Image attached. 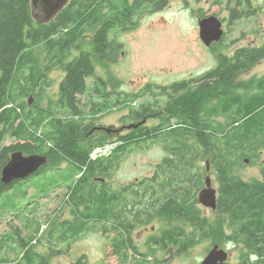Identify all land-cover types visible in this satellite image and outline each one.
Returning a JSON list of instances; mask_svg holds the SVG:
<instances>
[{
	"label": "trees",
	"instance_id": "obj_1",
	"mask_svg": "<svg viewBox=\"0 0 264 264\" xmlns=\"http://www.w3.org/2000/svg\"><path fill=\"white\" fill-rule=\"evenodd\" d=\"M171 1L117 0L113 3L112 0H70L49 23L41 24L32 17L31 0H0V173L16 151L47 157V164L30 178H38L52 167L67 162L78 176L68 185L67 192L68 202L73 205L75 224L68 221L60 224L66 225L68 230L60 234L59 241L73 242L96 230V227L89 226L92 219H97V225L99 221L103 223V232L109 231L108 224L113 221L110 229L121 236L114 240V254L121 255L123 251L127 259L128 252L133 250L128 229L132 224H148L154 207L161 206L168 198L174 201V210H181L179 217H186L191 230L184 237L163 235L162 240H153L156 250L163 254L171 250L184 254L200 240L213 236V227L200 217L193 206L197 202L196 193L204 185V169L197 158L206 159L217 169L220 184L217 211L228 217L229 233L222 235L220 245L239 247L238 264H264V167L261 180L245 182L230 171L229 154L235 152L240 160H247L243 157L250 159V156H256L245 154L246 147L253 153L258 146L264 147V77L243 83L241 87L244 88L239 89H251L243 94L234 92L235 87H232L241 75L264 60V42L260 46L239 47L233 55L217 52L219 63L215 68L197 79L176 82L160 89L164 96L171 93L163 107L168 112L166 118L156 128L141 125L130 129L126 135H120L118 145L106 143L110 136L98 134L93 119H81L85 104L88 105V102L82 104L80 99L86 93L87 79H93L96 96L103 95L100 89L104 82L94 78V70L96 62L103 61L113 51L109 35L117 30L136 29L140 17L163 10ZM226 2L230 26L261 11V7H254L251 0H236L234 7H231L232 0ZM106 8H110L109 14L105 12ZM83 39L89 40L92 52L80 51L77 57L68 60L72 49ZM223 42L224 39L214 46L221 51ZM39 53L44 56V64L40 66L36 57ZM54 69L64 72L58 87V101L44 104L43 94L50 84L46 78ZM116 86L117 81L114 82V90ZM190 87L196 88L188 91ZM114 93L115 100H118L119 93ZM106 96L101 98L103 105ZM23 97H32V105L18 102ZM212 102L215 104L209 112L207 104ZM89 106L93 112L101 110V103L91 102ZM151 108L143 105L142 109L134 111L133 120L141 123L151 113ZM61 113L65 117H60ZM212 113L225 117L226 127L208 122L204 115L212 116ZM234 127H239L241 132L232 133ZM163 129L172 132L164 137L167 157L159 167L161 173L153 176L149 183L144 180L140 184L142 192L140 188L133 189L128 196L130 189L124 188L108 196L106 180L120 166L125 153L134 147L153 146L156 138L160 141L153 133ZM251 130L256 132L254 137L250 136ZM11 138L16 143L4 146ZM108 144L116 148L108 155L91 157L96 148ZM165 173L170 175V179L162 182L160 179ZM185 174H189L188 184ZM172 175L179 176V181L172 184L175 178L171 179ZM22 181L11 185L0 183V195ZM84 189V196H81ZM175 192H180L178 198ZM121 206H125L126 213L119 210ZM79 207H83V211H77ZM158 213H161L159 208ZM129 217L131 222H126ZM16 234L21 248L18 259L8 262L0 258V264H49L48 256L34 252L30 238H22L18 231ZM169 244L176 245V248H169ZM59 248L51 247L49 256L61 254L63 251ZM154 254L149 249L139 264H149L147 258Z\"/></svg>",
	"mask_w": 264,
	"mask_h": 264
},
{
	"label": "rangeland",
	"instance_id": "obj_2",
	"mask_svg": "<svg viewBox=\"0 0 264 264\" xmlns=\"http://www.w3.org/2000/svg\"><path fill=\"white\" fill-rule=\"evenodd\" d=\"M116 1L112 0L113 3ZM235 1L232 0L231 7H234ZM251 2L254 7H261V11L254 17L235 22L232 26L228 22L229 11L226 0H172L163 10L140 17L136 29L126 32L113 31L109 35L113 43V51L103 61L96 62L94 70V78L104 82V86L100 89L103 95L96 96L93 79H87L86 93L80 99L82 104L88 102V105L85 104L81 119L84 121L93 119L97 133L105 135V137L110 136L106 143L118 145L117 139L120 135L128 133L127 127L139 123L133 120L134 111L142 109L143 105L152 106V111L163 110L168 101V95H171L168 92L166 96L161 94L164 87L171 86L176 82L197 79L208 70L215 68L219 63L217 52L233 55V52L239 47L260 46L264 42V0H251ZM105 12L109 14L110 8H106ZM35 14L41 16L42 12L38 8ZM211 15L222 22L224 42L221 51L214 44L208 48L205 47L199 38L198 19ZM80 51L92 52L88 39L81 40L76 48L72 49L68 60L77 57ZM36 57L38 66L43 65V54L39 53ZM63 77L64 72L60 69H54L48 73L46 79L50 84L48 88H45L43 94L42 102L44 104L49 101L53 103L58 101V87ZM263 77L264 60L249 69L246 74L241 75L232 86L235 87L233 91L238 94L246 93L251 89H246V91L239 89L243 83L256 81ZM115 81H117V86L114 90ZM195 88L190 87L188 91H194ZM115 91L119 93L118 100H115ZM105 95H107L106 102L103 105L104 100L101 98ZM108 96H110L109 99ZM213 96L214 93L211 94V98ZM29 101H31L30 105ZM18 102H24L25 105L31 106L32 97L29 99L28 97L19 98ZM91 102L101 103V110L93 112L89 106ZM214 104V102L207 104L209 112L212 111L210 108ZM59 115L65 117V114ZM204 116L208 122L226 127L225 117L216 113H212V116ZM165 117L159 116L158 120ZM172 123H176V120H172ZM154 124H157L156 120L152 121L151 119L144 124V127L150 128ZM233 131L232 133H240L241 129L234 127ZM255 135L256 132L251 130L250 136L254 137ZM15 143L14 139H7L4 146H11ZM114 148H116L115 145L102 155H108ZM255 149L253 153L246 147L245 154H255L256 156H250L252 157L250 159L243 157L248 160L247 163L245 160H240L235 152L229 153L231 155L230 171L245 182L261 180V171L264 167V147L258 146ZM125 155L120 166L106 180L105 191L108 196L120 192L124 188L130 189L127 192L128 196L133 189L140 188L142 192L140 184L144 180L149 183L150 179L156 175L153 166L161 161L164 153L156 146L150 147L149 145L145 148L134 147ZM197 159L204 169L203 180L209 175L212 188L218 192L220 184L217 169L209 163V173H207L205 163L207 160ZM51 169L47 174L38 178L29 177L30 179L27 178L28 180L25 179L15 184L11 190L0 195L1 260L14 262L18 259L21 252L19 239L17 242L16 231H18L22 238L32 240L31 244L35 253L50 258L49 264H139L145 259L143 254L149 249L155 252V256L147 258V261H150L149 264H200L215 245L230 255L228 264H238L239 247L220 245L222 235L229 233L228 217L217 210H211L199 204L198 193L195 196L197 202L193 206L200 217L211 224L214 234L211 238L200 240L184 254H176L173 250L163 254L156 250L153 244V240H162L164 232L171 228H183L184 232H190V224L188 226L184 220H176L179 218L181 210L175 213L176 219L167 218L164 215V218L151 220L146 225L132 224L128 229V239L133 250L130 249L128 252L127 263V259L122 254L123 251H121V255L114 254V240H119L121 236L110 229V224L113 221L108 224L109 231L103 232V223L99 221L97 225V219H92L89 226L96 227V230L88 232L81 238H76L73 242L59 241L60 234L68 230L65 228L66 225L60 224L64 221L75 224L73 205L72 202L71 204L68 202L67 192L68 185L78 176L67 162H62ZM95 177L99 178L100 176L96 175ZM169 177L170 175L165 173L160 180L163 182L164 179H170ZM174 177L172 175L171 179ZM178 179L179 176H176L172 184ZM173 189L179 190L178 188ZM84 192L85 189L80 195L84 196ZM174 194L178 198L180 192ZM168 201L169 199L161 208ZM82 208L79 207L77 211H83ZM119 210L126 213L125 206H121ZM126 222H131V218L129 217ZM68 245L69 249H67ZM51 247L55 249L61 247L59 249L63 252L59 255L49 256ZM168 247L175 249L176 245L169 244Z\"/></svg>",
	"mask_w": 264,
	"mask_h": 264
},
{
	"label": "water",
	"instance_id": "obj_3",
	"mask_svg": "<svg viewBox=\"0 0 264 264\" xmlns=\"http://www.w3.org/2000/svg\"><path fill=\"white\" fill-rule=\"evenodd\" d=\"M70 0H31V12L35 21L41 24L49 23L59 12H61ZM40 9L41 16H37L35 11ZM199 38L205 47L218 43L224 36L222 22L215 16H207L198 19ZM31 104V101L28 102ZM143 120L137 125H130L128 130L144 125ZM48 162L46 156L32 154L24 155L21 151L12 153L8 163L1 170L0 183L11 185L15 181L25 180L37 173ZM247 163L248 160H245ZM206 171L209 173V163L206 161ZM205 187L198 194V202L205 208L217 210V191L212 188L210 176L204 180ZM230 255L219 246L215 245L204 257L200 264H228Z\"/></svg>",
	"mask_w": 264,
	"mask_h": 264
},
{
	"label": "flooded vegetation",
	"instance_id": "obj_4",
	"mask_svg": "<svg viewBox=\"0 0 264 264\" xmlns=\"http://www.w3.org/2000/svg\"><path fill=\"white\" fill-rule=\"evenodd\" d=\"M162 94V93H161ZM163 95V94H162ZM168 115V112L166 111V109H163L162 111H151V113L146 117V123H147V121H150L151 119H152V121H155L156 120V122H157V124H154L152 127L153 128H156V127H158L159 125H160V121L161 120H158V117L160 116V117H164V116H167ZM156 116H158V117H156ZM154 118V119H153ZM166 118V117H165ZM164 118V119H165ZM144 126V125H143ZM169 130V129H168ZM167 129H163V130H161V131H157V132H155V133H153L154 135H158V137L160 138V141L158 140V138H156V140L154 141V143H153V146H156L157 147V149H161V150H163V153H164V155H163V157L161 158V161L159 162V163H157L156 165H154L153 167H154V169L153 170H155V172H156V175L155 176H157L158 175V173H160V170H159V167L160 166H162V164H163V162H164V160L166 159V157H167V153H166V151H165V148H164V146H165V143H164V137H166V136H169L168 135V133H171L172 131H168ZM176 130H178V128H176ZM174 131V130H173ZM206 163V162H205ZM159 170V171H158ZM154 176V177H155ZM185 176H187V178H186V181H187V184H188V176H189V174L188 175H186L185 174ZM204 180H205V178H204ZM204 180H203V182H204ZM177 181H179V180H177ZM183 182H184V180H182V184H183ZM205 187V184L203 185V187L198 191V194H199V192L203 189ZM169 199V198H168ZM164 204V202L161 204V206ZM161 206L159 207V209L161 208ZM161 213H158V205L157 206H155L154 207V213H153V215H152V221H154V220H156V219H161V218H164V215H166L167 216V218L168 217H173L174 219H176L175 218V213L177 212V211H179V210H174V201L173 200H169L168 201V203L165 205V206H163L161 209ZM122 213H123V211H121ZM180 215V214H179ZM179 215H178V217H179ZM184 220V222H185V224H187L188 226H189V222L187 221V219H186V217H179L178 219H176V220ZM173 234H175V235H179V236H181V237H184V236H187L188 234H189V231H187V232H184V229L183 228H171L170 230H167V231H165L164 232V234L163 235H173Z\"/></svg>",
	"mask_w": 264,
	"mask_h": 264
},
{
	"label": "built area",
	"instance_id": "obj_5",
	"mask_svg": "<svg viewBox=\"0 0 264 264\" xmlns=\"http://www.w3.org/2000/svg\"><path fill=\"white\" fill-rule=\"evenodd\" d=\"M114 145H105L103 147H99L98 149L96 148V150H94L93 154H92V158H97L98 156L106 153L107 151H109Z\"/></svg>",
	"mask_w": 264,
	"mask_h": 264
}]
</instances>
